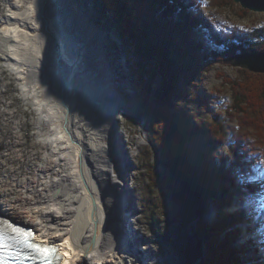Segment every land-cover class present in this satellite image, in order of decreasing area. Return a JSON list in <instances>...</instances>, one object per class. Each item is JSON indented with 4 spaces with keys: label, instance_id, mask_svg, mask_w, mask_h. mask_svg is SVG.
Listing matches in <instances>:
<instances>
[{
    "label": "bare ground",
    "instance_id": "1",
    "mask_svg": "<svg viewBox=\"0 0 264 264\" xmlns=\"http://www.w3.org/2000/svg\"><path fill=\"white\" fill-rule=\"evenodd\" d=\"M78 8L73 0H9L0 18V34L9 39L5 65L18 78L25 102L34 108L37 137L50 159L49 169L25 186L16 204H0V218L30 229L38 242L54 247L58 264H119L126 254L136 256L132 264H152L129 248L133 220L122 214L127 206L122 201L125 173L117 120L129 105L116 86L111 64L100 52L106 35ZM62 95L69 107L67 127ZM188 152L195 155L193 150ZM251 177L246 184H253ZM215 178L222 176L216 173ZM225 184L221 188L227 194L235 189ZM238 196L239 209H231L235 210L233 225L242 229L244 221L245 235L252 240L242 236L244 252L251 251L255 264H264L258 261L264 257V243L253 237V228L264 227L258 221L263 212L245 203L242 194ZM219 206L229 208L225 203Z\"/></svg>",
    "mask_w": 264,
    "mask_h": 264
},
{
    "label": "trees",
    "instance_id": "2",
    "mask_svg": "<svg viewBox=\"0 0 264 264\" xmlns=\"http://www.w3.org/2000/svg\"><path fill=\"white\" fill-rule=\"evenodd\" d=\"M100 1L104 11L112 15L126 47L140 103L139 117L148 122L159 162L189 181L202 182L200 185L209 196L217 195L223 187L219 181L215 183V176L211 175L205 162L214 168L216 163L222 181L233 174H230L232 170H237L238 182L251 174V144L253 150L257 146L255 144H264V74L250 72L244 67L240 70V79L225 77L234 91V103L228 115L240 126V129H232L230 135L223 120L211 124L198 122L197 108L208 107V98L199 91V82L215 62H222L238 52L264 51V25L247 30L238 26L220 29L201 10L203 0ZM211 1L218 7L236 6L234 0ZM238 7V13L246 17L249 11ZM204 32L209 43L222 47L221 51L212 49L207 54L202 51L203 43L198 37ZM187 104L194 105L196 110L189 113L185 107ZM249 128H261L263 131L256 135L258 138L252 134L247 143L244 141L247 135L242 131ZM195 137L201 142L198 156L195 155L193 160L191 155L186 160L185 154L190 151L188 144ZM219 144L229 145L228 154L219 152ZM142 160L147 164L151 179L148 188H163L180 206L177 217L173 219L178 222L174 234L181 244L177 242L173 246L183 261L192 264L199 252L192 241L184 240L185 231L181 228L187 225L195 206L186 196V189L177 187L151 163L149 165L148 156ZM217 186L219 192H215ZM224 203L226 200L219 204L224 206ZM217 208L221 210L222 207L218 205ZM218 215L211 225L203 220L196 225L206 246L203 259L198 264H239L240 250L231 245L236 232L227 230L234 224L235 217ZM220 237L221 240H217ZM165 239L169 240L167 236Z\"/></svg>",
    "mask_w": 264,
    "mask_h": 264
},
{
    "label": "rangeland",
    "instance_id": "3",
    "mask_svg": "<svg viewBox=\"0 0 264 264\" xmlns=\"http://www.w3.org/2000/svg\"><path fill=\"white\" fill-rule=\"evenodd\" d=\"M73 1L77 4L78 9L82 11L83 15L89 18L91 23L106 35L104 39L105 55L115 74L116 86L129 105L128 111L123 113L117 120L119 137L121 138V144L119 145L123 157L122 165L124 166L123 170L125 173V189L123 188L122 201L127 206L122 211V214L126 215L125 217L130 216L133 220L131 226L134 235H132L133 241L129 242V248L134 249V254H137V257L139 256L152 264H187L186 261L180 258L173 246L174 243L179 242L174 234V231L176 232L175 226L178 222L173 218L177 217L180 206L175 198L166 193L163 188H154L152 190L148 188V183L149 181L151 182V179L147 172V164L142 160L143 157L148 156L149 165L151 163L156 170L167 176L177 187L186 189L192 200L198 203L195 206L196 212L188 218L187 225L181 229L185 231V234H183L184 240L192 241L199 249L203 238L198 234L196 225L201 220H205L209 224L216 220L217 216H219L218 214L223 215L226 213L231 216V213L235 212V210H231L232 207L239 209V200L241 198V196H238L239 194L244 196L243 199L247 204H253L257 208H261L258 204L260 199L256 198L264 190V144L254 143L257 145L254 147V150L252 149L253 144L250 147V159L252 160L250 168H252V173L245 177L249 179L252 176L251 183L253 184H246L245 177L241 178V181L238 182L235 173L237 170H232L230 174H233H231L230 180H220V183L226 182L225 187L233 184L235 189L238 190V193H236L233 188L234 190L228 193L230 196L225 204L230 209L221 208L220 210L216 207L219 204L213 206L216 201L217 203L220 200L225 201V198L221 197L223 194L228 196L224 189L219 192L222 193L220 197L217 195L206 196L200 185L202 182L198 184L193 179L189 181L181 173L159 162V154L153 145L148 122L139 117L140 103L137 96L134 74L127 57L126 47L119 36V31L112 15L104 11L100 0ZM8 2L9 0H0V18L5 14ZM211 2V0H203L201 10L206 15H209L220 29L225 26H238L247 30L254 26L261 27L264 25V12L248 10V15L243 17L240 15V12L238 13V6L240 4L235 3L236 6L227 5L218 7ZM206 35L207 33L204 32L198 37L203 43L202 51L206 54L212 49L221 51L222 47L210 44ZM8 53L9 39L0 34V204L2 206L16 204L17 200L22 196L25 186L33 183L37 174L46 172L50 167V159L47 156L46 147L37 137V117L34 108L25 102L18 78L5 65V58ZM228 58L230 57L225 58L222 62H215L213 68L206 72L203 79L199 82V91L208 98V107L197 108V119L198 122L204 124L223 120L225 122V130L230 135L232 134V129H240V126L236 119L231 120L228 115V111L234 103V91L225 77L232 80L240 79V70L244 67L235 66L227 62ZM203 64L207 63L204 62ZM257 74H264V72H257ZM185 107L189 113L196 110L194 105L187 104ZM219 112L220 114L218 115ZM261 131H263L261 128H249L247 131H242V133L247 135L244 141L249 143L248 139L252 137V134L257 137L256 135ZM200 144L201 142L195 137L189 142L188 147L197 155ZM219 146L218 150L221 154H228L229 145L219 144ZM190 155L195 157L192 152L188 154L187 151L184 159H189ZM207 162H205V165H207L209 172L212 173L211 175L216 177V173H218L221 177L216 163L214 168ZM217 179L215 178V183L219 181ZM127 195H129L130 199L126 198ZM210 198H212L213 204ZM235 201L237 204L234 206L233 202ZM207 205L211 211L214 210L212 217L209 211L206 210ZM203 208L206 210L207 216L202 211ZM255 210L253 208V211ZM19 220L24 222V219ZM262 225H264V221ZM232 226L234 225L232 224L227 230H230ZM243 226L245 227V223L242 220V229H240V232L239 230L236 231V237L232 238L231 245L233 248L237 247L240 250L239 255L242 258L240 260L242 264H255V259L250 260L251 255L249 254L251 251H248V253L244 252L247 248L242 244V236L248 237L245 235L246 232ZM237 229H239V224L237 225ZM249 231L251 232V230ZM249 231L247 233L250 237L251 233ZM165 236L169 238L168 241L165 239ZM259 237L261 238V236ZM221 238L217 240H221ZM248 239V242H252L251 238ZM179 243L181 244V242ZM258 245L262 246L260 243ZM205 247L204 243V249ZM199 250L202 252V248ZM244 255L245 258L243 259ZM246 256L250 257L248 258L249 261H246ZM134 257L136 256L126 254L119 264H132ZM111 258L113 257L111 256ZM198 261V259L194 260L193 264H198ZM261 262L264 263V261Z\"/></svg>",
    "mask_w": 264,
    "mask_h": 264
},
{
    "label": "snow or ice",
    "instance_id": "4",
    "mask_svg": "<svg viewBox=\"0 0 264 264\" xmlns=\"http://www.w3.org/2000/svg\"><path fill=\"white\" fill-rule=\"evenodd\" d=\"M55 251L54 247L35 243L33 233L9 226L0 218V264H18L20 259L48 264V255Z\"/></svg>",
    "mask_w": 264,
    "mask_h": 264
},
{
    "label": "water",
    "instance_id": "5",
    "mask_svg": "<svg viewBox=\"0 0 264 264\" xmlns=\"http://www.w3.org/2000/svg\"><path fill=\"white\" fill-rule=\"evenodd\" d=\"M234 2L237 3V4H240V6L242 8L247 9V10L256 11V12H264V0H234ZM41 16L43 17V19L45 21V24L47 26L48 25V20L44 17L43 11L41 12ZM53 38H54L55 42L57 43V39H56L55 35H53ZM100 52L103 55V57L106 58L105 48H104L103 43L101 44ZM226 61L232 63L235 66L246 67L248 70H250L251 72H254V73L264 72V51H260V52H238L235 55H233L232 57L228 58ZM107 62L105 64V67H106L107 70L108 69L110 70L111 66ZM59 67H60V64H59ZM66 85H67V82L65 80L62 92L65 91ZM112 88H115V93H118L115 84L112 85ZM61 102H62L63 106L67 110V114H66L65 122H64L65 127H67L68 116H69V107H68L63 95L61 96ZM117 136H118V134H117ZM185 194L193 202L194 206H196V204H198L196 201L192 200V198L189 196L187 191H186ZM94 206L96 207V203H94ZM202 211L204 212V208H203ZM194 212H196L195 209H194ZM204 214L206 216L208 215L206 212H204ZM209 214L212 217V215H214V210H212V211L210 210ZM204 223L207 224L205 220H204ZM211 224H212V222L207 224V225H211ZM232 230H234V232L237 231V229L233 228V227L230 229V231H232ZM199 247H200L199 249L202 248V252H201V250L198 249V247H196L198 252H199L198 257L196 258V259L199 260L198 262L202 261L203 255L205 253L204 239L201 240V246H199ZM196 259H194V260H196ZM193 261H192V264H193ZM81 264H84V263H81Z\"/></svg>",
    "mask_w": 264,
    "mask_h": 264
}]
</instances>
